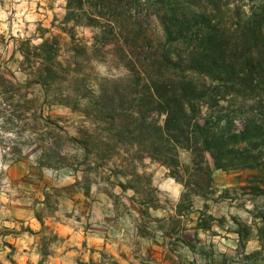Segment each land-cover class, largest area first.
<instances>
[{
    "label": "trees",
    "instance_id": "16d2710c",
    "mask_svg": "<svg viewBox=\"0 0 264 264\" xmlns=\"http://www.w3.org/2000/svg\"><path fill=\"white\" fill-rule=\"evenodd\" d=\"M229 3L64 0L61 34L46 36L49 30L44 29L37 43L12 38L16 44L11 60L19 54L17 70L24 81H10L0 71L1 102L14 100L8 106L17 116L26 105L33 120L56 128L42 116L44 106L80 111L94 128L82 138H66L82 150L83 158L99 134L103 141H114L116 148L128 145L137 157L146 155L165 166L169 176L187 189L179 205L184 197L191 205L189 196L211 189L213 169L255 171L241 188L252 199H261L251 211L253 220L259 221L260 239L264 235V0L249 14ZM78 26L92 29L90 40L76 34ZM108 46L124 72L111 78L89 77L83 64L103 58ZM180 150L189 152V164L179 162ZM236 233L242 246L248 226L242 224Z\"/></svg>",
    "mask_w": 264,
    "mask_h": 264
},
{
    "label": "rangeland",
    "instance_id": "374dc122",
    "mask_svg": "<svg viewBox=\"0 0 264 264\" xmlns=\"http://www.w3.org/2000/svg\"><path fill=\"white\" fill-rule=\"evenodd\" d=\"M227 1L239 12L249 14L260 0ZM63 7L64 0H0V71L6 79L24 81V75L17 70L19 54L15 53L11 60L16 44L12 38H30L37 43L44 29L49 30L46 36L60 33ZM75 31L78 36L91 39V28L78 26ZM154 31L159 38V29ZM107 49L103 58L83 64L89 77L111 78L124 72L111 47ZM1 101L0 219L9 216L11 204L27 203L31 198L35 203L36 194L43 191L42 184L52 177L77 171L83 192L94 188L95 195L106 194L115 213L123 216L127 213L130 220L136 221L137 234L151 241L143 253L135 247V264H148L150 258L154 264H264V235L259 239L256 230L259 221L251 216L253 204L261 199H252L241 188L255 171L213 169L211 189L204 195L189 196L191 205L186 197L179 205L181 194L187 189L169 176L165 166L146 155L137 157L135 149H129L128 145L118 144L116 148L114 141H103L99 134L98 139L90 141V153L83 158L82 150L66 138L67 135L82 138L87 129L94 128L85 122L80 111L58 104L44 106L42 116L49 117L56 128L33 120L25 110L26 105H21L17 116L13 107L8 106L15 104L14 100ZM178 159L182 165L189 164V152L180 150ZM86 184L90 187L85 188ZM47 206L52 209L51 198ZM75 217L80 220L78 214ZM242 224L248 226L249 234L241 246L236 231ZM84 253L70 257L71 264L116 262L100 249L93 257L87 256V250Z\"/></svg>",
    "mask_w": 264,
    "mask_h": 264
},
{
    "label": "crops",
    "instance_id": "0c3cea01",
    "mask_svg": "<svg viewBox=\"0 0 264 264\" xmlns=\"http://www.w3.org/2000/svg\"><path fill=\"white\" fill-rule=\"evenodd\" d=\"M42 187L35 203L31 198L11 204L9 216L0 219V264H71L70 257L84 256L86 250L93 257L99 249L117 264H135V247L143 253L151 243L137 234L136 221L127 213H115L106 194L95 195L94 188L83 192L77 171L54 176Z\"/></svg>",
    "mask_w": 264,
    "mask_h": 264
}]
</instances>
